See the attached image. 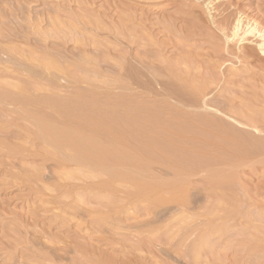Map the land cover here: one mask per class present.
I'll return each mask as SVG.
<instances>
[{
  "label": "rangeland",
  "instance_id": "rangeland-1",
  "mask_svg": "<svg viewBox=\"0 0 264 264\" xmlns=\"http://www.w3.org/2000/svg\"><path fill=\"white\" fill-rule=\"evenodd\" d=\"M208 2L0 0V94L6 96L11 90L9 98L3 96L6 102L0 95V264H188L191 247L201 233L211 237L195 258L197 263L189 264H264V150L260 148L264 56L256 42L230 46L209 28L207 13H219L210 12ZM214 4L221 11L219 17L228 18V25L241 19L245 27L250 23L264 31V0H216ZM14 86L21 95H16ZM86 100L96 107L108 101L102 111L119 104L115 112L92 109L98 112L92 114L109 118V130L117 129L116 139L126 141L127 147L156 139L155 144H169L167 150L160 143L158 151L165 148L171 158L177 157L173 153L185 156L177 162L183 159L188 168L182 162L181 169L172 160L173 168L151 164L153 168L146 165L150 171L146 173L156 175V180L152 175L150 180L159 183L173 185L178 178L180 190L174 182L176 193L174 187L171 191L189 196L185 201L191 211L186 210V221L175 217L176 224L171 221L175 227H168L170 233H179L186 224L189 232H195L194 243L183 232L182 245L178 237L173 240L176 234L167 236L173 244L164 242L166 235L161 237L165 246L159 238L153 242L146 232L160 225L155 220H163L161 208L156 210L139 195L138 201L143 202L136 201L134 184L132 188L131 183L113 184L105 174L63 161L34 136L37 126L27 113L34 110L51 122L63 118L78 128L76 115L84 117L92 106L82 108ZM80 107L85 110L80 112ZM27 109L30 112L25 113ZM60 113L68 115L60 118ZM20 114L23 118H18ZM69 116L75 117H71L74 123ZM142 133L151 135L143 138ZM147 175L143 180L150 178ZM108 181L115 189L112 194ZM169 189L166 198L176 197ZM167 204L171 210L178 207ZM148 210L158 212V218L147 215L152 213ZM163 221L161 226L164 222L167 226L170 220ZM176 225L183 227L176 229ZM183 256L189 259L185 262Z\"/></svg>",
  "mask_w": 264,
  "mask_h": 264
},
{
  "label": "bare ground",
  "instance_id": "bare-ground-1",
  "mask_svg": "<svg viewBox=\"0 0 264 264\" xmlns=\"http://www.w3.org/2000/svg\"><path fill=\"white\" fill-rule=\"evenodd\" d=\"M138 1H144V0H138ZM215 1L216 0H209V2L206 4L207 5V9L211 12L212 10H214V11H217L219 14H218V16H216V15H213L212 13H207V19H206V23H208V25H209V28L211 27V28H214L219 34H221V36H223L224 38H225V41H226V43H228V45H230V43H231V45L232 44H239V45H243V44H248V45H250V44H254V42H256V46H257V48L259 49V52H260V54L262 55V56H264V31L263 30H260V29H257V27H253V26H250V23H248V24H246V27L244 26V24H242V20L241 19H238V20H236V22H234L232 25H228V18L227 17H219V15H220V13H221V11L219 10V9H217V8H215ZM213 12V11H212ZM206 13H205V16H206ZM216 14V13H215ZM217 17H218V19H217ZM230 45V46H231ZM10 56H12L11 54H9ZM17 55V54H16ZM16 55L14 56V58L16 57ZM18 56V55H17ZM27 56H31V55H28L27 54ZM26 56V57H27ZM25 58V57H24ZM33 58V57H32ZM6 59H8L9 60V58H8V55H7V58ZM10 59H11V57H10ZM21 60V59H20ZM19 60V61H20ZM28 60V59H27ZM2 61V60H1ZM13 62H14V60H12ZM11 61V62H12ZM16 62H18V61H16ZM21 62H22V60H21ZM29 62H30V60H29ZM5 63V62H4ZM20 63V62H19ZM18 63V64H19ZM24 63V62H23ZM27 63V62H26ZM25 63V64H26ZM8 64V63H7ZM6 65V64H5ZM15 65H17V64H15ZM23 65V64H22ZM7 66V65H6ZM10 66H11V63H10ZM13 66V65H12ZM25 66V65H24ZM18 67H21L20 65L18 66ZM12 68V67H11ZM126 68V67H125ZM157 68V67H156ZM26 69V68H25ZM25 69H23V70H25ZM27 71V70H26ZM34 75V74H33ZM37 75V74H36ZM39 76V75H38ZM35 78H36V76H35ZM38 78V77H37ZM14 79V78H13ZM34 79V78H33ZM38 80V79H37ZM23 82V81H22ZM7 83H9V82H7ZM6 84V83H5ZM9 84H12V83H9ZM19 84V83H18ZM18 84H16L17 86H18ZM13 85V84H12ZM12 85H10V86H12ZM15 85V86H16ZM205 85H207V84H205ZM7 86V85H6ZM14 86V87H15ZM21 86V85H20ZM9 87V86H8ZM12 88V87H11ZM10 88V89H11ZM16 88V87H15ZM23 88V87H22ZM18 89V87L15 89V91ZM21 88H19V90H20ZM9 90V89H8ZM25 90V89H24ZM27 90V89H26ZM6 91V90H5ZM10 91L11 90H9V92L8 91H6V93L8 94V93H10ZM12 91H14V89L12 88ZM15 91H14V93H15ZM20 92V91H19ZM18 92V93H19ZM5 93V94H6ZM13 93V94H14ZM16 93H17V91H16ZM18 93L16 94V95H18ZM23 93V92H22ZM27 93H28V90H27ZM7 94H6V96H7ZM11 94H12V92H11ZM10 94V98H11V96H13V95H11ZM26 93H25V91H24V94H22L23 96L25 95ZM1 96H2V98H3V96H4V94H0ZM20 95H21V92H20ZM6 96H4V98H6ZM15 96V95H14ZM8 98H9V96H7ZM15 97H18L19 98V96H15ZM4 98H3V100L2 101H4ZM21 98V97H20ZM0 99H1V97H0ZM17 99V98H16ZM76 98H74V100H75ZM80 99V98H79ZM23 100V99H22ZM73 100V101H74ZM77 100V99H76ZM80 100H82V99H80ZM84 100V99H83ZM20 101V100H19ZM25 101V100H24ZM4 102H6V101H4ZM9 102V101H8ZM18 102V101H17ZM71 102H72V100H71ZM86 103H87V105H83V103H81L82 104V106H84V107H82V108H85V106L87 107L88 105H92V104H89L88 102L89 101H85ZM110 102V101H109ZM11 104V106H12V103H14V102H10ZM20 103H21V101H20ZM22 103H24V102H22ZM79 104H80V102H78ZM90 103H91V101H90ZM93 103V102H92ZM101 103V105H103V102H100ZM100 103L98 102V105L100 106ZM111 103V102H110ZM109 103V104H110ZM113 103V107L116 105V103L115 102H112ZM17 104H19V103H17ZM72 104H74V105H79V104H75V103H72ZM81 104L79 105V106H81ZM104 104H106V105H104V106H108V101H107V103L106 102H104ZM115 104V105H114ZM6 105V104H5ZM20 105V104H19ZM25 105V104H24ZM53 105V104H52ZM71 105V104H70ZM69 105V106H70ZM73 105V106H74ZM98 105H97V107L96 106H94V105H92L91 107H89V109L90 110H88L87 109V111L85 110V112H84V117H79V116H77L76 115V117H78L79 119H78V122H79V124H77V122H76V124H77V127L78 128H75V127H72L73 125H69V123L68 122H65V121H62V117L63 116H61L60 117V115H63L62 113H60L59 114V117L60 118H62V119H58L59 121L61 120L62 122H59L58 120L57 121H55V120H53L54 122H51L48 118H47V116L45 117L44 115L43 116H40V115H37L36 114V112H34L33 113V111L34 110H32V113L28 110V109H30V108H28L27 110L28 111H26L25 113H27V112H30V113H27V114H29V118L32 120V122L34 123V125L35 126H37L36 127V131L34 132V136L37 138V139H40L41 141H44L45 143L44 144H47V148H48V151H49V149H50V153H52L53 155H57L60 159L61 158H63V159H65V160H68V161H70V162H75L76 164H78L79 166H81V168H87L88 170H90L91 172H93V174L94 173H101L102 175L103 174H105V176H109L108 178H110V183H112L113 182V184H114V182H116V183H118L117 181H119V183L121 182H125V183H122L123 184V186H124V184H129V183H131V188L133 187V185L132 184H134V186L135 187H133V188H136V189H138V191H134L135 192V196H134V198L137 196V195H139L138 197L140 198L141 197V199L142 200H144V202L145 201H147V203L149 202L151 205H153V206H151V207H155V209L157 210V207L160 209H162L163 210V212H165V211H168L166 214L165 213H163V212H161V210H160V213H161V216H162V214H164L163 216H162V218H160V219H163L164 221H167V220H170L169 221V223H168V221H167V226H164L165 224H166V222H164L163 220V222H164V225L163 226H161V223H162V221H158V220H155V221H157V222H160L159 224L160 225H157L158 223L156 222H152L153 224H155V225H157V226H155V227H152L151 226V224L149 225L150 226V228L151 229H153V231H151V229H149L150 231H147L146 233L147 234H149L148 236H149V238H152V240L155 238V239H157L158 240V238L159 239H161V237H163L164 235H166L165 237H163L164 238V240L166 239V241H164V242H167V241H169V240H167V236L169 237V239L170 238H172L173 236H174V239L173 240H176L177 239V237L179 238L180 237V234L182 235L181 236V239H182V237H183V239H185L184 238V236L185 235H183V234H186L187 236H185V237H190L191 236V239L190 238H186V239H190V241L192 240V235H193V237L195 236V230L197 231H199V229H195V230H193V232L194 233H192L191 231L189 232L187 229H186V224H185V226L183 227V226H177V225H179V222H181V221H183V219H184V217H186V218H188L187 216H184L185 215V213H186V210L188 211V209L190 208L187 204L188 203H186V201H187V199L189 198V196H187L186 197V195L185 196H183V194H181L182 196L180 197V193L179 192H177V194H178V196H177V194H175L176 193V188H175V186H177L178 187V178H176L175 180H177V181H175V180H173L174 182H175V184H174V182H173V185L172 184H166V182L165 181H163V182H165V183H159V182H157V181H155L156 180V178L155 177H157L156 175H152L153 176V178L155 179H152V181L150 180L151 178H152V176L151 175H147L148 173H146V172H148L149 170H147L146 171V168L147 167H149V165H153V164H160V166L162 165L163 167L164 166H166V168H167V164H169V166H171L172 167V165H170V162L169 161H172V160H176L175 161V164H176V162L182 157V158H184L185 160H186V158H185V156L184 155H180V157L178 156L179 154H177L176 155V153H173L172 155H174L175 154V156H177V157H175V158H171V155L170 154H167L168 155V159H167V155H166V151H164L165 150V148L167 147V150L169 149L168 148V146H169V144H168V146H166L165 147V144H166V142H162V141H159L158 139V143L157 144H155L156 143V141H154V140H156V139H154V138H156L155 136H153L152 135V137L150 136V137H146V138H152V140H150V141H152V142H154V143H149L148 141L149 140H147V139H144V140H146L149 144L147 145V144H144L142 141H144V140H142V141H140L141 143H143L144 144V146L145 145H147V154L148 155H144V157L146 158V156H148L146 159L144 158V157H140V153H142L144 150L146 151V148L144 147V146H142V145H140L139 144V146L137 145V144H135V146H137L138 147V150H137V147H135V146H130L129 144H127L128 145V147L130 146V149L123 143V141H122V143H120L119 141H118V139H116V138H119V137H115L116 136V132L114 131V130H117V129H112L111 127V129L109 130V126H107L108 124L110 125V123H106L107 122V120L109 119H103V118H96V117H94L93 116V114H94V112L95 113H98V112H101L102 110H104V109H102L101 107H104V106H100L99 108H98ZM119 105V104H118ZM117 105V107L119 108V106ZM8 106V105H7ZM21 106H22V104H21ZM21 106H19V107H21ZM30 106V105H29ZM32 106V105H31ZM51 106V105H50ZM62 106V105H61ZM94 106V107H93ZM110 106V105H109ZM111 106H112V104H111ZM108 107V108H112V107ZM24 107V106H23ZM49 107V106H48ZM52 107H55L54 105L53 106H51V108ZM64 107H65V105H64ZM64 107L62 108H60V109H64ZM67 107V106H66ZM71 107V106H70ZM116 106L113 108V109H111L112 110V112L114 111H116L115 109L117 108ZM24 108H26V106L24 107ZM24 108L22 109V111H24ZM50 108V107H49ZM50 108V109H51ZM69 108V107H68ZM72 108V107H71ZM75 108H77V107H75ZM81 108V107H80ZM81 108V110H80V112L83 110ZM107 107H105V111L108 109H106ZM56 109H57V107H56ZM55 108H54V111L56 110ZM92 109H97L98 110V112L97 111H95V110H92ZM102 109V110H101ZM21 110V109H20ZM76 110H78V112H79V109H76ZM83 110V111H84ZM109 110V109H108ZM107 110V111H108ZM110 110V111H111ZM118 110V109H117ZM10 111V110H9ZM47 111H48V109H47ZM49 111H51V110H49ZM57 111H58V109H57ZM65 111V110H64ZM67 111V113H68V110H66ZM65 111V112H66ZM105 111H102V112H105ZM106 111V112H107ZM16 112V111H15ZM53 112V111H52ZM70 112V111H69ZM74 112V111H73ZM109 112V111H108ZM59 113V112H58ZM67 113H65V114H67ZM93 113V114H92ZM111 113V112H110ZM64 114V115H65ZM70 114V113H69ZM78 114V113H77ZM85 114H87V115H85ZM88 114H92V116H90V115H88ZM108 114V113H107ZM112 114V113H111ZM56 115V114H55ZM68 115V114H67ZM70 115H72V114H70ZM74 115H75V113H74ZM94 115H96V114H94ZM18 116H21V117H18V118H23V115H18ZM53 116H54V114H53ZM57 116H58V114H57ZM86 116L87 117H89V118H86ZM99 116V115H98ZM97 116V117H98ZM101 116H102V114H101ZM51 117V116H50ZM58 117V118H59ZM65 117V116H64ZM68 117V116H67ZM70 117V116H69ZM72 117V116H71ZM70 117V118H71ZM100 117V116H99ZM103 117V116H102ZM54 118H55V116H54ZM73 118V117H72ZM71 118V120L73 121V119L75 118H73L72 119ZM105 118V117H104ZM107 118V117H106ZM53 119V118H52ZM67 118H64V120H66ZM69 119V118H68ZM112 120H114V119H112ZM69 122H70V119L68 120ZM105 121V122H104ZM117 121V120H116ZM120 121V120H119ZM109 122V121H108ZM110 122H111V120H110ZM118 122V121H117ZM73 123H74V121H73ZM106 123V124H105ZM113 123V122H112ZM111 123V124H112ZM123 123V122H122ZM71 124V123H70ZM116 125V124H115ZM115 125H113L114 127H115ZM106 126L108 127V128H106ZM123 126V125H122ZM127 126H128V124H127ZM66 127H69V128H66ZM130 127V126H129ZM116 128V127H115ZM120 129V128H119ZM123 129V128H122ZM129 129H132V128H129ZM128 129V130H129ZM125 130V129H124ZM123 130V131H124ZM128 130H126L125 131V133H127L128 134ZM255 130L258 132V130L255 128ZM113 131L115 132V133H113ZM123 131H122V133H123ZM163 131V130H162ZM134 132V131H133ZM165 133H166V131H164ZM121 133V132H120ZM135 133V132H134ZM161 133H163V132H161V130H160V134ZM126 134V136H130V135H132L131 134V132H130V135H127ZM138 134V133H137ZM149 135H151V133H148ZM147 133H146V135H145V133H142V135L144 136H147L148 135ZM124 135V134H123ZM148 135V136H149ZM134 136V135H133ZM132 136V137H133ZM137 136H139V135H137ZM145 136L143 137V138H145ZM130 138V137H129ZM128 139V138H127ZM126 139V140H127ZM132 139V138H131ZM135 141H139V140H137V138H136V140ZM145 141V142H146ZM132 142H134L133 140H132ZM139 142V143H140ZM146 142V143H147ZM136 143V142H135ZM161 143V145H164V146H162V147H165V148H163V151L165 152V153H161V152H163L162 151V149H161V151L159 152L158 151V149H159V147H161L159 144ZM157 145H159V146H157ZM167 145V144H166ZM140 146H142V147H144L142 150H139V148L141 149V147ZM161 147V148H162ZM46 148V147H45ZM133 148V151L135 150V152L134 153H132L130 150ZM157 148V149H156ZM260 148L261 149H263L264 150V143H261V145H260ZM156 149V150H155ZM131 153H130V152ZM140 151H142V152H140ZM153 151H157V154H161L159 157L156 155V153L154 152V154L157 156H155L154 154H153ZM47 152V151H46ZM146 152H144V154H145ZM167 153H169V151H167ZM171 153V152H170ZM51 154V155H52ZM169 155H170V157H169ZM166 156V157H165ZM54 157H56V156H54ZM179 157V158H178ZM143 160H142V159ZM159 158V159H158ZM169 158H170V160H169ZM177 158H178V160H177ZM59 159V160H60ZM63 159H61V160H63ZM181 160H183V159H181ZM181 160H180V164L184 161H182L181 162ZM64 161V160H63ZM67 161V162H68ZM66 162V163H67ZM69 162V163H70ZM179 162V161H178ZM177 162V164L176 165H178V167L180 166V164ZM74 163V164H75ZM172 164H173V162H171ZM184 163V162H183ZM182 163V164H183ZM173 165L174 167L176 166V165ZM181 164V165H182ZM146 165H148L147 167H146ZM152 165H151V167H152ZM184 165H185V163H184ZM184 165H182L183 166V168H182V166L180 167L181 169H184ZM154 166V165H153ZM169 166H168V168H169ZM150 167V169H152ZM185 167H187L186 165H185ZM173 168V167H172ZM188 168V167H187ZM187 168H185V169H187ZM143 169H145V170H143ZM147 169H149V168H147ZM188 170V169H187ZM141 171V172H140ZM182 171H184V170H182ZM150 172V171H149ZM145 174L149 177L150 176V178L148 179L147 178V176H146V178L148 179V180H150V181H147V179L146 180H143V178L145 177ZM144 175V176H143ZM155 176V177H154ZM143 177V178H142ZM160 178V177H159ZM158 179V178H157ZM161 179V178H160ZM162 179H163V177H162ZM109 180V179H108ZM159 180V179H158ZM166 180V179H165ZM168 180V179H167ZM166 180V181H167ZM128 181V182H127ZM172 181V180H171ZM182 181V183H183V185H185V182L183 181V180H181ZM181 181L179 180V183H181ZM186 181V180H185ZM105 182V181H104ZM160 182H161V180H160ZM168 182V181H167ZM170 182V181H169ZM105 183H107V182H105ZM104 183V184H105ZM170 183H172V182H170ZM109 185V181H108V184H107V186ZM175 185V186H174ZM105 186H106V184H105ZM104 186V187H105ZM110 186H113V185H109V189H110ZM180 186V185H179ZM182 186V185H181ZM180 186V187H181ZM103 187V188H104ZM174 189V192H172L173 191V189ZM106 188V187H105ZM167 188H170L168 191H169V193H170V191L172 192V193H170L172 196L174 195H176V197H172V198H166L167 196L165 195L166 194V189ZM183 189H185L184 187H182ZM108 189V187H107V191L109 190ZM113 189V188H112ZM114 191H115V189H113ZM113 190H109L108 191V193L111 191V193H109V194H112L113 192ZM177 190L179 191L180 189H179V187L177 188ZM186 190V189H185ZM187 191V190H186ZM139 192V193H138ZM181 192V191H180ZM168 192H167V195H170ZM182 193V192H181ZM187 193H189V191L187 192ZM105 194H106V191H105ZM104 194V195H105ZM106 195H108V194H106ZM134 194H132V196H133ZM165 195V196H164ZM106 197V196H105ZM185 197V198H184ZM133 197H132V199H134ZM136 201H138V198L136 197ZM135 200V199H134ZM186 200V201H185ZM189 201V200H188ZM191 201V200H190ZM139 202V201H138ZM140 202H143V201H140ZM139 202V203H140ZM168 202H170V203H172L171 205H173V204H177V206L178 207H176V208H178V210L176 209V208H173L174 207V205H173V209L175 210V211H177V212H175V213H173L172 211H174L173 209L171 210V208H168L169 207V204H167ZM146 203V202H145ZM148 203V204H149ZM142 204V203H141ZM165 204H167L166 206H165ZM190 204V203H189ZM143 206H145L144 205V203H143ZM143 206H141V208L143 207ZM147 206V205H146ZM150 206H148V207H146V208H150ZM166 207V209H165V207ZM164 209H163V208ZM189 207V208H188ZM144 208V207H143ZM168 208V209H167ZM140 209V208H139ZM151 209V208H150ZM146 210V209H145ZM165 210V211H164ZM169 210H171V211H169ZM190 210V209H189ZM140 211H141V209H140ZM143 211V210H142ZM148 211H150V210H148ZM147 211V212H148ZM155 211V210H154ZM191 211V210H190ZM150 212H152V211H150ZM169 212H172L171 214H169L168 215V213ZM158 213V212H157ZM157 213L156 214H154V212H152V213H150V214H147V215H153V217L154 216H156L157 218H158V216H157ZM160 213H159V217H160ZM189 213V212H188ZM188 213H186L187 215H189ZM146 214V213H145ZM144 214V215H145ZM191 214V213H190ZM148 217V216H147ZM175 217H177L176 219L177 220H180L178 223H177V227H176V229L178 228H182L183 227V229L185 230H187V231H184L183 229H181V230H179V231H181V232H183V234L181 233V232H179L178 233V231H176V233H174V231L172 230L171 231V233H170V227H168V225L170 224H173L174 223V221L175 220H173L172 221V219H175ZM186 218L184 219L185 221H186ZM177 220L175 221V222H177ZM173 223H172V222ZM188 221V220H187ZM189 222V221H188ZM193 222V221H192ZM190 223V222H189ZM152 224V225H153ZM176 223H174V225H175ZM183 224V222L180 224V225H182ZM169 225V226H170ZM173 225V227H175ZM191 225H193L194 226V224H191ZM196 226H197V224H195ZM145 226H147V225H145ZM190 226V225H189ZM173 227H172V225H171V228L173 229ZM199 227V226H198ZM145 228V227H144ZM169 228V229H168ZM187 228H190L191 229V227H187ZM194 228H195V226H194ZM197 228V227H196ZM146 229V228H145ZM144 229V230H145ZM200 229H202V228H200ZM205 229V228H204ZM203 229V230H204ZM142 230V229H141ZM174 230H175V228H174ZM218 230V229H217ZM217 230H215V231H217ZM138 231V230H137ZM140 231V230H139ZM164 231H165V234H163L164 233ZM206 231V230H205ZM213 231H214V229H213ZM219 231V230H218ZM217 231V232H218ZM144 233H145V231H143ZM148 232H150V233H148ZM161 232H163V233H161ZM173 232V233H172ZM186 232H188L189 233V235L186 233ZM200 232H202V231H199V233ZM135 233H137V232H135ZM140 233V232H139ZM142 233V232H141ZM141 233L139 234V236H141ZM145 233V234H146ZM160 233L162 234V236L160 235ZM170 233V235L171 234H176V235H168ZM196 233H198V232H196ZM146 234V235H147ZM160 235V237H157L158 235ZM179 236H178V235ZM198 235H200V234H198ZM137 236V235H136ZM138 236V237H139ZM145 236V235H144ZM147 236V237H148ZM208 236L209 235H206V234H204L203 235V233H201V235L199 236V238L197 237V239L198 240H194V239H196V238H194L193 240H194V242L196 241V243L192 246V244L194 243L193 242V240H192V242H190V245L192 246H189V247H191V254L189 255V257H190V259H191V263H194V262H196V259L195 258H197V257H199V253H200V251H201V249H202V247H204V244L206 243V242H208L209 241V239H208ZM138 237H137V239H138ZM143 237V236H142ZM175 237H176V239H175ZM209 237H211V236H209ZM141 238V237H140ZM181 239L179 238V243H181L182 241H181ZM139 240V239H138ZM151 240V239H150ZM149 240V241H150ZM151 240V241H152ZM172 240V239H171ZM148 241V242H149ZM160 241V240H159ZM161 241H162V239H161ZM161 241H160V243H161ZM163 241H162V243H163ZM177 241V242H178ZM181 241V242H180ZM184 241V243H186V241L187 240H183ZM153 242H154V240H153ZM157 242V241H156ZM170 242V241H169ZM169 242H167V244L169 243ZM174 242V241H173ZM176 242V243H177ZM188 242V241H187ZM160 243H159V245H160ZM170 243H172V241L170 242ZM175 243V242H174ZM176 243L174 244V245H176ZM192 243V244H191ZM152 244V243H151ZM157 244H158V242H157ZM164 244V243H163ZM173 244V243H172ZM186 244H188V243H186ZM186 244H184V245H186ZM170 245V244H169ZM174 245H173V247H174ZM181 245H182V243H181ZM183 245V246H184ZM189 245V244H188ZM206 245V244H205ZM161 246V245H160ZM163 246V245H162ZM164 246H165V244H164ZM168 246V245H167ZM171 246V245H170ZM182 246V247H183ZM181 247V246H180ZM179 247V248H180ZM181 247V248H182ZM188 247V246H187ZM188 247V248H189ZM172 248V247H171ZM171 248H169V249H171ZM178 248V249H179ZM183 248H185V247H183ZM187 248V249H188ZM178 249H177V251H178ZM176 251V250H175ZM180 251H182V250H180ZM203 251H205L204 249H203ZM162 252H164V250L162 251ZM202 252V251H201ZM184 253V252H183ZM187 253H188V251H187ZM185 255H187V257H188V254H186L185 253ZM184 257V256H183ZM192 257V258H191ZM185 258V257H184ZM189 259V258H188ZM188 259H186L185 258V262H186V260H188ZM194 260V261H193ZM172 261V260H171ZM177 261V260H176ZM188 261V262H189ZM198 261V260H197ZM178 262V261H177ZM176 262V263H177ZM187 262V263H188ZM189 262V263H190ZM188 263V264H189ZM197 263V262H196ZM195 263V264H196ZM175 264V263H174ZM178 264V263H177ZM184 264H186V263H184Z\"/></svg>",
  "mask_w": 264,
  "mask_h": 264
}]
</instances>
